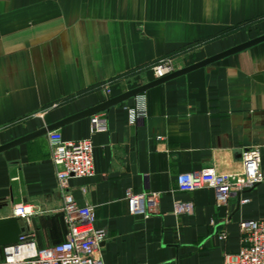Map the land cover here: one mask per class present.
Here are the masks:
<instances>
[{
    "label": "crops",
    "instance_id": "0c3cea01",
    "mask_svg": "<svg viewBox=\"0 0 264 264\" xmlns=\"http://www.w3.org/2000/svg\"><path fill=\"white\" fill-rule=\"evenodd\" d=\"M263 33L264 0H0V145L155 79L161 57L183 55L178 69ZM140 94L133 125V96L96 112L106 129L91 135L93 174L68 179L105 232L100 262L221 264L241 245L239 221L264 218V40ZM56 129L85 138L88 116ZM252 146L263 176L252 188L222 204L211 188L177 189L182 172L240 171ZM127 189L159 192L156 212L129 213ZM178 200L191 214L172 212ZM60 206L45 133L0 151V218L43 247L64 239Z\"/></svg>",
    "mask_w": 264,
    "mask_h": 264
},
{
    "label": "built area",
    "instance_id": "2783aa9c",
    "mask_svg": "<svg viewBox=\"0 0 264 264\" xmlns=\"http://www.w3.org/2000/svg\"><path fill=\"white\" fill-rule=\"evenodd\" d=\"M176 66L168 57L157 59L151 69L154 78L174 71ZM128 108L127 123L135 124L144 115L143 98L140 93ZM106 129L105 119L97 113L88 116V136L76 140H64L58 129L45 133L50 150V160L54 166L55 185L61 195L60 212L66 225L64 239L60 242L39 247L27 233H21L16 242L0 246V264H101L97 254L98 245L105 238L101 228H93L90 206H77L68 186L71 177L91 176L92 142L91 135ZM159 138V137H157ZM240 171L217 172L213 168H200L176 175L179 191H194L200 187L211 188L217 204L224 203L234 194L250 189L259 183L263 176L259 170L257 147H247L239 152ZM159 192L125 193L127 210L131 214L148 216L156 212ZM192 211L190 201H175L172 212L175 215H189ZM15 216L24 217L29 213L25 206L12 210ZM241 234L238 250L226 253L221 264H264V218L242 219L238 223ZM222 238V234L218 235Z\"/></svg>",
    "mask_w": 264,
    "mask_h": 264
},
{
    "label": "water",
    "instance_id": "95a60500",
    "mask_svg": "<svg viewBox=\"0 0 264 264\" xmlns=\"http://www.w3.org/2000/svg\"><path fill=\"white\" fill-rule=\"evenodd\" d=\"M263 40H264V33L261 35H258L256 37H253L251 39H247L246 41H243V42H241L237 45H234L232 47H229L223 51H220V52L215 53L211 56L203 58L199 61H196V62L191 63L189 65H186L184 67H180L178 69H175L174 71H172L169 74H166V75L159 77V78H155V79H153L147 83H144L142 85H139L137 87H133L131 89H128V90L120 93L119 95H116L114 97H109V98L105 99L104 101H102L96 105H93L87 109H84L82 111H79L77 113L69 115V116H67L61 120H58L54 123L45 125L39 129H36L35 131H32L28 134H25L21 137H18L16 139H13V140L7 142V143H4V144L0 145V151L9 147V146H12V145L18 144L20 142H23L25 140H28L32 137L44 134L47 131L55 129V128L65 124V123H68L70 121H73V120H76V119H79V118H82L85 116H89L90 114L96 113L100 110L107 109L109 106L117 104V103H119V102H121L127 98H130V97L136 95L137 93L144 91L146 88H148L152 85L161 83V82H163L169 78L175 77L177 75L183 74V73H185L189 70H192L194 68L206 65L208 63H211V62H213V61H215V60H217L223 56H226L228 54H231L235 51H238L240 49H243L247 46H250L252 44H255V43L263 41ZM23 230H24V227L18 223L17 217L12 216V215L6 216V217H1L0 218V246L16 242L18 239V236L21 235V233H23Z\"/></svg>",
    "mask_w": 264,
    "mask_h": 264
},
{
    "label": "rangeland",
    "instance_id": "374dc122",
    "mask_svg": "<svg viewBox=\"0 0 264 264\" xmlns=\"http://www.w3.org/2000/svg\"><path fill=\"white\" fill-rule=\"evenodd\" d=\"M169 59H171L172 63L175 66L181 65L185 59L183 55H178V56H168ZM1 250V249H0Z\"/></svg>",
    "mask_w": 264,
    "mask_h": 264
}]
</instances>
